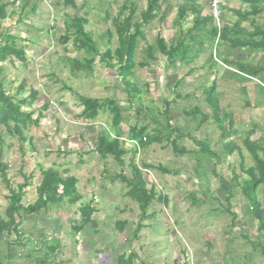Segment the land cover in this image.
I'll return each instance as SVG.
<instances>
[{
    "label": "rangeland",
    "instance_id": "374dc122",
    "mask_svg": "<svg viewBox=\"0 0 264 264\" xmlns=\"http://www.w3.org/2000/svg\"><path fill=\"white\" fill-rule=\"evenodd\" d=\"M66 0H0L6 4L7 17L0 21V36H13L16 45L25 51L26 63L4 62L3 88L10 95L18 94L22 88L26 98L31 91L38 96L33 107L25 111H42L43 119L38 127L24 130L25 143L17 137H8L2 130V162L7 166L9 186L16 189L24 179L28 187L24 190L23 205L37 201L36 187L41 171L52 168L62 176L77 179V191L81 196L75 205L63 202L49 206L46 212L23 219L20 233L27 236L23 248L15 247V259L6 262L7 246H0V259L4 264H36L35 259H47L53 264H115L121 254H136L134 264H264V238L257 230V223L249 213V204L242 196L237 181L247 180L240 169L253 166L251 156L243 146L244 140L258 142L264 146V92L256 80L241 82L229 69L218 63L214 75L209 74L208 52L201 53L191 65L180 66L167 62L160 54L149 66L133 71L131 80L140 90L142 106L150 116L161 120L164 102H170L169 126L180 131L182 138L176 140L185 155L175 154L165 141L154 143L144 149L128 141L129 128L143 124L148 131L160 127L137 116L129 108L125 92L116 70L98 64L96 58L92 76L73 78L63 57L81 58L72 41L62 44L65 15L83 16L87 20L84 30L91 33L99 44V36L106 30L114 33L113 19L124 3L135 7L134 20H140L147 0H75V8L64 4ZM164 1V0H161ZM182 0H165L168 6L165 18L154 20L143 27L145 36L151 41L156 36L170 42L176 35L172 24L176 8ZM222 1V27L236 20L231 10H245L248 5L239 0ZM203 14L210 13L211 0H196ZM163 7V6H162ZM164 8V7H163ZM162 8V11H163ZM33 9V12H32ZM164 12V11H163ZM159 13V16L163 14ZM108 14V19L104 15ZM128 12L124 13L127 16ZM191 14L183 29L190 27ZM254 26L264 28V11L242 24L248 31ZM117 46L112 36L110 49ZM143 42L137 45L136 61L142 59ZM219 60L260 62L264 52L246 53L219 47ZM217 81V96L220 107L233 116V132L230 142L240 148L227 156L223 149L220 130L211 118L198 124L191 111L198 109L212 116L204 101L203 88L213 79ZM179 82V86L175 84ZM77 95L117 101L123 109L122 122L111 126L108 113H100L96 119L86 121L78 116L82 112ZM106 133L119 135L125 150L124 165H118L111 157L101 160L94 152L97 136ZM175 140V136L172 137ZM208 143L212 157L200 156L196 142ZM264 159V154H261ZM147 168L143 171L146 188L153 189L155 198L147 210L149 219L143 222L137 239L133 232L140 220L137 204L127 197L128 188L118 177L130 178L132 168ZM26 181V180H25ZM230 194V212L225 211V197ZM7 187L0 178V216L4 219L8 204ZM257 199L264 210V184L257 190ZM93 201L96 213L94 226L88 225L76 235L72 229L79 223L78 208ZM126 223L122 231L119 224ZM6 236V233H5ZM13 241L16 235L8 234ZM14 246V245H12ZM49 246H58L54 255L47 258ZM255 246V247H254ZM254 247V248H253ZM34 260V261H33Z\"/></svg>",
    "mask_w": 264,
    "mask_h": 264
},
{
    "label": "trees",
    "instance_id": "16d2710c",
    "mask_svg": "<svg viewBox=\"0 0 264 264\" xmlns=\"http://www.w3.org/2000/svg\"><path fill=\"white\" fill-rule=\"evenodd\" d=\"M248 5L245 10H231L230 13L236 20L231 24L222 28L219 37L217 38V29L210 13L203 14L202 8L196 0H182L176 8V14L172 24L176 27V35L170 42L163 37L156 36L151 41H148L145 36L143 27L150 25L154 20L165 18L168 6H164L165 0H147L145 10L140 14V20H134L135 7L132 3H124L113 19L114 33L106 30L98 38L105 42L99 44L94 40L91 33L84 30V25L87 20L83 16H68L65 15L63 20L64 34L60 36L62 44H67L72 41V47L76 52L84 54L81 58L63 57L62 63L68 67L70 75L77 79L80 75L92 76L94 73V66L96 58L98 64L113 70L116 74L125 92L126 101L129 108L134 110V113L139 116L145 113V118H151V121L156 123L160 128L148 131V125L141 126L134 125L129 128L128 141L135 144L137 148L144 149L154 143H162L165 141L172 146L175 154L185 155L188 152L185 149L179 148L176 140L182 138L179 130L169 126L170 118L169 107L170 102H164V109L161 112V120H158L146 113V109L142 106H135L134 101L140 100V90L135 82L131 80L133 71L136 68L144 69L149 66L150 62L156 61V55L160 54L167 62L177 63L180 66L191 65L195 62L201 53L208 52V67L209 74L216 70L218 63L225 65L228 70L232 69V75L235 78L243 81L256 80L258 88L264 92V59L260 62H245L219 60V47H227L230 51H245L248 53L264 52V28L254 26L252 31L246 30L242 24L247 22L250 18L259 16L264 11V0H239ZM65 5L75 8V0H66ZM6 4L0 5V21L7 17ZM164 8H163V7ZM163 8V11H162ZM127 16H124L125 12ZM33 12V9H32ZM163 12L161 16L159 13ZM188 13L191 14V25L186 30L183 29L186 24ZM110 16L104 15L105 19ZM117 38V46L111 50L109 45L112 36ZM16 39L13 36H0V145L3 142L1 133L2 130L6 132L8 137H17L20 143L26 142L24 130L29 127H38L40 120L43 119L42 111L35 113L32 111H25L24 108L33 107L36 101L38 92L31 91L25 98L22 93V88L18 90V94L10 95L3 88V65L6 62L11 63L18 61L26 63L27 59L25 51L22 47L16 45ZM143 42L144 47L141 49L142 59L137 62V45ZM217 80L214 78L209 86L203 88L204 101L212 112V116L202 114L198 109L187 113L192 119L199 118L198 124L208 122L211 118L215 125L220 130L221 141L223 142V149L227 156L234 152H240V148L230 142V137L233 132V116L227 114L220 107L217 96ZM179 86V82L175 84ZM79 105L82 107V112L79 118L91 121L97 118L100 113H108L111 117V126L116 128L122 122L123 109L117 101L112 99H99L77 95ZM175 136V140L172 137ZM123 140L119 135H108L103 133L97 136L96 146L94 152L101 160H106L111 157L118 165L123 166L125 150L122 147ZM199 148L200 156L204 159L214 156L211 152L208 143L205 141L196 142ZM243 146L251 156L253 166L244 168L240 164V169L247 177V180L239 181V177H234L237 181L242 196L249 204V213L252 215L257 223V230L264 238V210L261 208L257 199V190L259 186L264 184V159L261 154H264V146L258 142H250L248 139L244 140ZM2 151L0 147V178L8 191V204L5 209L6 219L0 216V246L6 245V262L8 263L15 259V247L23 248L22 243L26 241L20 233V226L23 219L30 216H37L41 212H46L49 206H59L63 202L69 205L77 204L81 196L77 191V179L73 176L64 177L61 173L52 168L41 171V179L36 187L38 193L37 201L29 205L22 204V198L25 188L28 187V179H24L22 184H18L16 189L9 186L7 178V166L2 162ZM147 168H132V176L130 178L118 177V179L126 185L128 191L126 195L134 201L140 211V220L133 232V239H137L139 231L144 228L143 222L149 219L147 210L155 198L153 189L146 188V179L144 172ZM26 180V181H25ZM231 195L225 197L227 207L225 211L229 213L234 222L236 216L230 212L229 201ZM96 207L93 201L82 204L77 212L80 216L79 223L74 224L72 229L76 235L81 233L88 225L94 226L93 215L96 213ZM126 223L119 224V231L123 230ZM6 233V236H5ZM8 234L16 235L15 240L11 241ZM14 245V246H12ZM255 247V246H254ZM253 247V248H254ZM1 249V248H0ZM58 250V246H49L47 252L48 256L54 255ZM1 254V250H0ZM136 254L132 252L128 256L121 254L117 257L115 264H134ZM34 261V260H33ZM36 264H53L47 259H35ZM0 264L4 262L0 259ZM61 264V263H58Z\"/></svg>",
    "mask_w": 264,
    "mask_h": 264
},
{
    "label": "built area",
    "instance_id": "2783aa9c",
    "mask_svg": "<svg viewBox=\"0 0 264 264\" xmlns=\"http://www.w3.org/2000/svg\"><path fill=\"white\" fill-rule=\"evenodd\" d=\"M210 15L212 16L214 26L217 29V38L222 30L221 18H222V1L211 0L210 2Z\"/></svg>",
    "mask_w": 264,
    "mask_h": 264
}]
</instances>
